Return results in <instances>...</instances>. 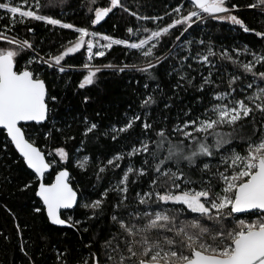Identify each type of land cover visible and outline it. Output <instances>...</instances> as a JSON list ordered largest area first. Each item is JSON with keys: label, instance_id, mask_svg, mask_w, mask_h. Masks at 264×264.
<instances>
[{"label": "snow or ice", "instance_id": "6c2138e0", "mask_svg": "<svg viewBox=\"0 0 264 264\" xmlns=\"http://www.w3.org/2000/svg\"><path fill=\"white\" fill-rule=\"evenodd\" d=\"M66 4L0 0L9 20L0 31V152L6 156L14 148L20 158L16 162L34 174L18 191L32 190L38 197L32 209L36 215L51 226L74 230L81 240L94 231L84 244L93 249L87 256L70 261L68 249L54 247V264H264V47L217 48L208 33L189 38L192 31L203 32L202 25L215 21L264 45V27L257 30L245 23L238 0H178L163 16L132 11L124 0H105L102 5L90 0L91 15L83 26L43 11ZM246 8L264 16V0H253ZM117 9L137 22L126 28L124 37L96 27ZM28 21L71 30L74 39L53 53L7 34ZM148 22L156 26L148 27ZM27 31L35 32L31 27ZM114 46L127 50L125 55L134 52L139 62H96ZM76 54L84 58L79 69L67 63ZM44 66L60 74L80 71L79 90L98 86L106 71L138 73L140 79L133 75L128 82L135 102L103 128L89 116L81 117L83 138L74 153L65 146L42 148L29 131L33 124L39 126L36 137L45 141L54 131L63 132L50 107L59 98L50 95ZM187 96L191 99L185 103ZM91 100L85 95L81 102ZM173 109L175 119L169 115ZM95 115L103 119L100 111ZM133 133L127 150H115L93 172L99 182L111 171L115 182L95 199L79 192L68 165L87 173L93 159L83 154L88 143L101 136L120 143ZM75 139L68 136L65 144ZM77 208L84 210L83 219L66 214ZM105 217L110 222L98 227ZM16 228L22 232L19 224ZM20 252L27 264H46L23 244Z\"/></svg>", "mask_w": 264, "mask_h": 264}, {"label": "trees", "instance_id": "16d2710c", "mask_svg": "<svg viewBox=\"0 0 264 264\" xmlns=\"http://www.w3.org/2000/svg\"><path fill=\"white\" fill-rule=\"evenodd\" d=\"M7 2V0H4ZM15 3H21V0H14ZM42 3H47V0H41ZM98 4H104L105 0H97ZM178 0H124V3L132 11H139L147 15H161L165 11H171L172 7L176 6ZM179 2H186V0H179ZM253 2V0H238L241 5L240 16L244 19L245 23L251 28L261 30L264 27V16H260L258 11L247 9L246 5ZM90 0H67V4L62 7L44 8L43 11L47 14H53L57 18L63 19L65 22L73 23L77 26H83L88 23L90 13H88V6ZM0 31L4 30V26L9 23L8 14L4 10H0ZM167 20L168 18L165 17ZM137 22L127 13L121 10H115V15L110 14V18L102 25L96 26L98 30L107 34H112L117 37L126 36V28L133 26ZM117 25L116 28L113 25ZM214 25V27H213ZM148 27L154 28L156 24L152 22L147 23ZM33 28L34 34L29 33L27 28ZM200 29L192 31V36L203 35L208 33L215 41L217 48L221 45L235 46L237 44H248L254 50L259 51L264 45H261L259 38H255L249 34H243L241 30L232 31L233 26L229 24H219L211 21L207 26H201ZM8 35L18 36L19 38H26L35 42L38 49H43V52L55 53L62 44H66L68 40L74 39V33L68 29H60L59 27L53 28L52 26L44 25L42 22L28 21L25 24H17L15 28L7 33ZM179 33L176 32V35ZM167 39V38H166ZM174 39V37H173ZM0 44H3L0 41ZM125 50L122 46H114L105 58H98L97 63H107L109 61L114 63H133L139 62L137 54L134 52L125 55ZM43 52L41 54H43ZM250 58V57H249ZM83 56L76 54L75 56L67 58V63L74 66H80L83 63ZM21 65L24 60L21 59ZM229 72L233 71L231 65L225 64ZM43 78L46 80L49 88L50 95H55L59 98V103L50 104L54 109V118L56 120V127L62 128L63 132H53L50 141H45L42 136L36 137V129L39 126L33 124L29 129L33 136L37 139L40 147H56L65 146L70 153H74V149L79 147L82 137L83 124L80 118L87 115L91 119L101 123L102 128L106 127L109 123L115 122L120 118L124 111L128 108L129 104L135 102V96L132 89L129 87V80L133 75L140 79L139 74L122 73L115 74L106 71L101 74L98 86H93L88 89L79 90L77 84L82 78L80 71H69L65 74L56 73L52 69L44 66L41 69ZM161 71H163L161 69ZM88 95L92 100L84 105L81 101L83 96ZM207 103L210 99V94H205ZM191 99L187 96L185 103ZM100 111L103 119L97 117L95 113ZM169 115L175 119L176 110L173 109ZM70 125V127H69ZM51 128V123L47 124ZM139 130L137 129V132ZM68 136H75V140H68L65 144V138ZM135 138V133L127 140H122L120 143H113L109 139L101 136L99 140L93 139L88 143L87 148L83 154L90 155L92 164L87 173L81 172L79 169L73 167L70 163L68 165L73 176L76 177L74 183L78 186L79 192L85 196H90L92 199L97 198V193L102 191L103 188L108 187L110 183H114L116 176L113 172L109 171L103 175V178L97 182L93 175L94 170L99 162L104 161L115 150H127L126 145L130 139ZM4 142V133L0 131V147ZM75 155H81L75 153ZM20 159L18 153L14 148H10L7 155L0 152V264H27L26 258L20 252V246L23 244L33 258L39 259L46 264H54L55 254L52 249L59 248L60 250H69V260L79 259L81 256L87 254L93 249H87L84 244L89 242L94 235V231L90 230L89 233L83 234V240L72 229L51 226L43 215H36L32 209L39 203L38 197H35L32 190L27 193L18 191L25 182L32 179L34 174L31 170L27 169L22 163L16 161ZM123 167V165H122ZM119 171V170H117ZM54 175V174H53ZM53 177H47L51 180ZM96 185V188H93ZM143 187V186H142ZM140 187H136L135 191H140ZM144 190H147L144 187ZM112 195V194H110ZM133 195L130 192V196ZM6 206V207H5ZM10 210V211H9ZM83 209L77 208L70 213L74 217L83 219ZM110 222L107 217L103 218L98 227L102 228L104 223ZM19 224L22 232H18L16 225ZM66 233V235H65ZM46 236L47 240L41 239ZM41 250L43 256L40 255Z\"/></svg>", "mask_w": 264, "mask_h": 264}, {"label": "built area", "instance_id": "2783aa9c", "mask_svg": "<svg viewBox=\"0 0 264 264\" xmlns=\"http://www.w3.org/2000/svg\"><path fill=\"white\" fill-rule=\"evenodd\" d=\"M80 66L76 67L77 69H79Z\"/></svg>", "mask_w": 264, "mask_h": 264}, {"label": "bare ground", "instance_id": "6f19581e", "mask_svg": "<svg viewBox=\"0 0 264 264\" xmlns=\"http://www.w3.org/2000/svg\"><path fill=\"white\" fill-rule=\"evenodd\" d=\"M78 67V66H77Z\"/></svg>", "mask_w": 264, "mask_h": 264}]
</instances>
